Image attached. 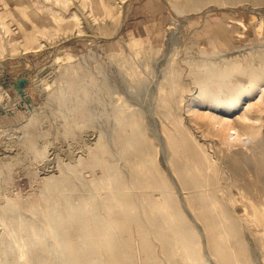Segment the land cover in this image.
<instances>
[{
    "label": "rangeland",
    "instance_id": "1",
    "mask_svg": "<svg viewBox=\"0 0 264 264\" xmlns=\"http://www.w3.org/2000/svg\"><path fill=\"white\" fill-rule=\"evenodd\" d=\"M18 1L25 3V6H17ZM113 1L115 2L113 7L115 15L112 16L106 13L99 15L97 8L93 7L91 9V6L83 4L82 0H0V44H4L3 47L0 46V90L2 88L5 89L9 93V97H11V103H16L8 109L0 103L5 109L4 113L0 112V254L6 252L3 255H7L5 257L1 254L0 264H4V262L6 264L7 262L9 264H35L34 255L37 261L39 258L43 260V264H58L60 263L58 261L59 256L57 257V253L53 251L59 246V248H64V251H68V253L65 252L66 257H76L78 260L76 261L79 264H83L88 259L92 261V264H99L97 259L101 257L110 258V264H137L138 257L141 259H139V264H164L165 261L163 260L165 259V264H212L213 262L225 264L211 249V245L210 247L206 246L208 243L207 239L204 241L206 232H204L205 222L202 216V203L196 200L197 197L195 196H197L196 192L208 194L207 192L210 190L215 196L220 194L221 201L226 202L224 196L226 192L222 189V183L223 180L224 183H229L231 180L217 175L216 177L219 181H216L212 173L208 172L206 168H202L195 170L196 172L198 171L197 176L201 174L198 177L203 182L201 187L184 188L181 190L182 194H178L179 192L175 189V183L173 184L172 175L167 170L170 164L166 163L170 162L168 158L172 153V149L167 144L164 136L167 135L165 130H169L168 132L171 134H179L178 126L181 127L186 124L184 127L189 130L188 132L192 133L189 134L191 136L194 134L192 137L197 138L204 146L203 150L209 154L214 153V150H220L216 137H219V140L222 139L220 142L224 140L222 143H224L225 147L233 146L232 148L239 151L244 157L250 156L252 148L257 144L256 140L263 139L260 145L264 146V92L261 98H257V93H259L260 89L259 85L262 84L264 86V78L261 80L257 78V73L262 74L264 72V12L243 8L242 6V8L236 10L229 8L232 5H241L243 2L264 5V0H239L241 2L232 3L229 7L220 4L217 9L208 10L203 14L202 11L213 3L205 2L200 7L201 9L198 8L199 14L189 16L190 11L198 9H191L185 6L184 9L180 8L181 11H179L170 0H126L122 13L121 1ZM49 5H53L52 7L55 9H60L62 15L65 16L61 17L62 21L68 24V28L57 29L52 20L55 17H42L47 19L46 25L48 27L47 32H43V34L40 30L42 29L40 24L35 22L33 17H27L25 7L30 6L31 9L40 8L41 11H47L46 6ZM119 14L122 16H120V20V17H117ZM182 17L188 18L183 20ZM40 39L45 41L43 46H39ZM12 42L17 44L19 42L23 44L30 42L33 45V49L23 54L20 50L10 54L9 45ZM39 56H42V61H35ZM58 56H60V60ZM192 56L195 57L194 62L191 59L193 58ZM47 58L56 60L55 67L48 73L38 74L34 68L41 65ZM120 58L121 60H119ZM204 60H208V62ZM214 66H217V68ZM241 66L244 69H240L242 68ZM193 67L194 70L192 69ZM200 67L204 68L201 69ZM108 69L110 72L107 74ZM143 69L146 72H143ZM175 69L178 72V78L176 71H174ZM248 69L250 70L249 72ZM23 73L29 78L24 86L25 96H21L15 86L16 79ZM253 73H256V77ZM102 76H106V78ZM124 79L127 80L124 81ZM104 80L106 81L104 82ZM3 81H8L9 84L4 86L2 85ZM220 84L221 86L226 85V88L224 89V86L222 89ZM178 86L179 88H177ZM175 88L179 89V91H175ZM179 92H183L184 99ZM191 92H194V95ZM170 96L172 100H170ZM177 96H179V99ZM195 96H200V98L197 97L198 99H196ZM250 100L252 102L250 111L254 118L250 120L247 118V122L244 121L251 125L253 132L251 140L244 137V139L239 137L228 138L220 134L217 136L214 131L215 135H213L210 130H213V128L207 123V118H200V116L188 109V106L192 104L195 108L200 107V110L209 111L210 109V111L213 110V112L218 114L222 113L221 115L224 116L230 114L228 117L232 118L234 122L241 120V117H239L241 111L238 110H242V106L244 107ZM93 104L96 105L94 106ZM171 104L174 106H171ZM182 104L183 108H181ZM180 108L183 112L176 110ZM129 109H132V111H129ZM8 111L12 113H8ZM129 112H133V114ZM142 114L145 116L143 117L144 119ZM200 119H202L201 121L204 125ZM180 120H183V123ZM150 121L154 123L152 127L157 128L158 131L148 125ZM113 122L115 124L114 127L112 126ZM166 123L168 124L166 125ZM101 124H103L106 131ZM205 124L208 129H205ZM135 125L138 127H135ZM191 125L194 128H191ZM140 126H143L144 134L139 133L138 129ZM106 128L109 129L107 130ZM124 129L126 130L125 133H128V137L123 132ZM110 131L113 133H110ZM100 136L105 137L102 139ZM204 138L207 140L205 139L204 141ZM26 140L28 142H25ZM230 141L232 143L234 141L239 142L235 143V145L234 143L230 144ZM131 142L133 143L131 144ZM245 144L247 146L251 145L247 147ZM261 146L258 148H261ZM104 150H109V152L105 153ZM177 154L181 159L182 157L184 159L188 153L185 147H179ZM139 155L140 159L138 160ZM49 158L51 161H49ZM142 164L149 165L148 167L158 177V180L166 178L165 180H168L166 181L168 182L166 187H168L167 189L171 187L170 190H167L165 186H156L158 183L154 184L156 189H154L153 184H148L145 180L147 176L140 171ZM132 167L135 168L132 169ZM138 167L139 171L137 170ZM127 172L129 173L127 174ZM113 175L117 178L114 179ZM85 176L87 179H85ZM252 176L254 175L252 174ZM81 178L85 183L81 181ZM140 179L142 180L140 181ZM237 180L242 182L244 178ZM210 181L214 182V184ZM140 182L144 184H140ZM133 184L135 187L132 188ZM216 184L217 186L220 185L217 187ZM101 186L104 187L101 188ZM254 187L257 188L259 186L256 184ZM104 188L106 189L103 190ZM261 192V197H264V190H260ZM167 195L170 196L172 206H174L169 210H164L162 214L165 216L162 217L154 202L164 201L163 198ZM181 196L183 199V202L181 201L182 205L180 203L181 199H179ZM113 199L115 200L113 201ZM67 200L69 201L67 202ZM117 200L122 201L124 204L121 202V206ZM174 202L179 204L175 205ZM184 202L188 204L189 209L194 211H192L194 217L187 214L186 211L188 209H185ZM145 207L147 210H145ZM71 208L74 210L72 211ZM125 209L128 212L130 209L133 212L129 213L134 215L139 214L142 216L144 213L143 217L145 218L147 215H150L148 218L157 216L160 221V227L162 226L163 228H161V231L165 240H161L162 238L159 235L156 237V233L152 232L146 224L144 225L145 227L143 225L139 227L136 223H130L129 225L119 223L121 216H125ZM93 212L97 216L96 218ZM181 212L186 216L183 215L184 218L182 220L183 213ZM189 216L193 217V219ZM195 217L196 219H194ZM57 219L58 221H56ZM53 222L57 223L54 225ZM101 224L106 226L107 231L105 232L108 235H105L99 229L98 225ZM252 224H250L251 229L249 230L254 229L250 232L252 240H245L243 236L241 243L249 246V253L250 255L253 254L252 260L255 264L256 257L254 255L257 252L255 243L261 242V239L256 224ZM135 226L139 228L137 230L141 234L138 233ZM115 227L117 230H115ZM170 227L171 229H169ZM56 229L58 234L54 233L57 232ZM65 229L66 232H64ZM238 229L241 234H245L241 226ZM59 230L61 232L60 235ZM168 231H172V237L170 236L171 234H167ZM137 233L140 234L141 238ZM200 233H203V236ZM58 235L60 238H58ZM133 235L134 237L137 235L135 239L139 242L132 239L134 237L131 238ZM42 236L43 238L47 236V238L42 239ZM253 237L255 238L253 239ZM36 239L40 240L37 241ZM82 240H85L84 243ZM156 240L158 247L160 245L159 248ZM39 241L41 246L38 244ZM132 242L138 247L136 248V245ZM107 243L111 246V251ZM203 243L206 247L203 246ZM249 243H252V245H249ZM47 244L51 247V251ZM66 244H68L70 250ZM165 244H167L166 248ZM239 244L236 239L231 240V246L236 248L237 251ZM2 245H4V248H2ZM135 252H140V256L137 253V257ZM170 253L175 260L170 257ZM196 255L199 256L197 257ZM2 257L9 261L6 262ZM191 257L193 258L189 259ZM238 257H241L242 259H240L243 262L244 254L240 253ZM230 263L237 264L235 260Z\"/></svg>",
    "mask_w": 264,
    "mask_h": 264
},
{
    "label": "bare ground",
    "instance_id": "2",
    "mask_svg": "<svg viewBox=\"0 0 264 264\" xmlns=\"http://www.w3.org/2000/svg\"><path fill=\"white\" fill-rule=\"evenodd\" d=\"M59 1V0H58ZM68 1H70V0H68ZM119 1H121V3H122V9H121V13L124 11V8H125V2H126V0H119ZM171 1V3H173V5H176V8H178V10L179 11H181L180 10V8H182V9H184V7L185 6H187V7H189V8H191V9H201L200 7L205 3V2H213L212 4H211V6L210 7H208V8H206V10H203L202 12H203V14L204 13H206L208 10H213V9H217L218 8V6H220V4H222V5H224V6H226V7H229L230 6V4H236V3H238V2H241V1H239V0H183V1H177V0H170ZM82 2H83V4H89L90 6H91V9H93V7L94 8H97L96 10L99 12V15H102V14H105L106 13V10H105V5H104V1H102V0H82ZM251 2V1H250ZM25 3H23L22 1L20 2V1H18L17 2V6H19V7H22V6H25L24 5ZM45 4V3H44ZM210 4V3H209ZM5 5V4H4ZM8 5V4H7ZM53 5H49V6H46L47 8V11H45V10H43V11H41L40 10V8H35V9H31L30 8V6L29 7H25V9L27 10V17H33V19H34V21L35 22H38V24H40V27L42 28V29H40L41 31H42V33L44 32V33H46L47 31V25H46V22H47V19H43L42 17H55L54 19H52L53 20V23L55 24V26H56V28L57 29H60V28H62V27H65V28H68V24H65L63 21H62V18L61 17H65V16H63L62 15V13H61V11H60V9H55L54 7H52ZM240 6V7H239ZM248 8V9H251V10H256V11H260V12H264V5H258V4H253V3H245V2H243V3H241V5H232V6H230L229 8H231L232 10H236V9H239V8ZM186 7V8H187ZM45 9V8H44ZM199 9L198 10H193V11H190V13L188 14V16L189 15H195V14H199ZM25 10V11H26ZM120 13V14H121ZM3 14V13H2ZM118 15L117 17H120L121 15ZM30 15V16H29ZM64 15H65V13H64ZM110 15H111V12H110ZM115 17V16H114ZM122 17V16H121ZM121 17L119 18V20L121 19ZM183 18V20H187V18L188 17H182ZM32 19V18H31ZM118 20V19H117ZM183 22H186V21H183ZM180 24V23H179ZM5 25V24H4ZM172 26V25H171ZM182 26V25H181ZM37 27V26H36ZM38 28V27H37ZM8 29V28H7ZM17 29V28H16ZM264 29V28H263ZM11 30V29H10ZM19 30V29H18ZM172 30V29H171ZM39 31V30H38ZM37 31V32H38ZM178 32V31H177ZM43 33V34H44ZM172 35V34H171ZM173 37V36H172ZM172 37H171V39H172ZM174 37H176V36H174ZM34 40V39H33ZM33 40H32V42H33ZM189 40V39H188ZM177 41H178V39H177ZM45 41H43V40H41L40 39V41H39V46H43L45 43H44ZM185 42V41H184ZM174 44V43H173ZM8 45V44H7ZM0 46H4V44L2 45V44H0ZM30 49H33V45L30 43V42H26V43H22V42H19L18 44L17 43H10V45H9V53L10 54H13V53H16V51H21V53L23 54L24 52H26V51H28V50H30ZM194 50V49H193ZM186 52V51H185ZM195 52V51H194ZM8 53V52H7ZM203 54V53H202ZM189 55V54H188ZM201 55V54H200ZM199 55V57H201ZM204 55V54H203ZM189 56H191V55H189ZM198 56V55H197ZM185 57H187V56H185ZM193 57V56H192ZM203 57V56H202ZM62 58V57H61ZM187 58H189V57H187ZM194 58L195 57H193V58H191V59H193V62H194ZM197 58V57H196ZM58 59L60 60V56H58ZM176 59H177V57H176ZM205 59V58H204ZM119 60H121V58L119 59ZM210 60V59H209ZM186 61V60H185ZM196 61V60H195ZM205 61V60H204ZM207 62H208V60H206ZM205 61V62H206ZM204 62V63H205ZM182 63H183V61H182ZM185 63V62H184ZM203 63V64H204ZM191 64V63H190ZM200 64V63H199ZM202 64V63H201ZM208 64H211V63H208ZM192 65V64H191ZM207 65V64H206ZM103 66V65H102ZM147 66V65H146ZM193 66H194V64H193ZM198 66V65H197ZM235 66H236V63H235ZM262 66V65H261ZM186 67V66H185ZM204 67H205V64H204ZM203 67V68H204ZM210 67V66H209ZM215 68H217V66H214ZM242 67V66H241ZM255 67V66H254ZM104 68V67H103ZM107 68V67H106ZM119 68V67H118ZM179 68V67H178ZM177 68V70L179 71V69ZM187 68V67H186ZM198 68V67H197ZM201 69H203L202 67H200ZM206 68V67H205ZM250 68H251V66H250ZM252 68H253V66H252ZM263 68V67H262ZM13 69H14V67H13ZM105 69V68H104ZM116 69V68H115ZM193 70H194V67L192 68ZM196 69V68H195ZM207 69V68H206ZM239 69V68H238ZM240 69H244L243 67L242 68H240ZM109 70V69H108ZM186 70V69H185ZM198 70V69H197ZM224 70V69H223ZM247 70V69H246ZM254 70H255V68H254ZM120 71V70H119ZM145 70L143 69V72H144ZM174 71H176V69L174 70ZM199 71V70H198ZM217 71V70H216ZM230 71V70H229ZM228 71V72H229ZM243 71V70H242ZM250 70L248 69V72H249ZM253 71V70H252ZM110 72V70L107 72V74ZM146 72V71H145ZM189 72H190V70H189ZM200 72V71H199ZM221 72H224V71H221ZM240 72H241V70H240ZM7 73V72H6ZM176 73H177V78H178V72L176 71ZM195 73V72H194ZM215 73V72H214ZM217 73V72H216ZM251 73V72H250ZM112 74V73H111ZM192 74V73H191ZM231 74V73H230ZM252 74V73H251ZM254 74V73H253ZM264 74V72H262V74H258L257 73V78L259 79V80H261L262 78H264L263 75ZM105 75V74H104ZM112 75H114V74H112ZM124 75V74H123ZM148 75V74H147ZM215 75V74H214ZM256 75V73L254 74V76ZM96 76V75H95ZM149 76V75H148ZM176 76V75H175ZM175 76H173V77H175ZM180 77H181V75H179ZM215 76H218V75H215ZM103 77V76H102ZM111 77V76H110ZM112 77H114V76H112ZM117 77V76H116ZM119 77V76H118ZM150 77V76H149ZM189 77V76H188ZM187 77V78H188ZM220 77V76H219ZM256 77V76H255ZM26 78H27V80L29 79L28 78V76H26ZM103 78H106V76L105 77H103ZM121 78V77H120ZM119 78V79H120ZM222 78V77H221ZM13 79V78H12ZM31 79V78H30ZM99 79V78H98ZM213 79V78H212ZM257 79V80H258ZM112 81H113V79H111ZM110 80V81H111ZM125 80H127V79H124V81ZM174 80V79H173ZM175 80L177 81V79L175 78ZM179 80H181V79H179ZM106 80H104V82H105ZM159 81V80H158ZM183 81H184V79H183ZM213 81V80H212ZM220 81V80H219ZM117 82V81H116ZM145 82V81H144ZM174 82V81H173ZM187 82V81H186ZM208 82V81H207ZM207 82H205L206 84H207ZM221 82V81H220ZM126 83V82H125ZM133 83V82H132ZM131 83V84H132ZM143 83V82H142ZM152 83H155V82H152ZM176 83V82H175ZM178 83H180V82H178ZM182 83V82H181ZM203 83V82H202ZM261 83V82H260ZM143 84H145V83H143ZM214 84V83H213ZM221 84H222V82H221ZM221 84H220V86H221ZM107 85V84H106ZM112 85V84H111ZM130 85V84H129ZM178 85V84H177ZM179 85H181V84H179ZM209 85V84H208ZM210 85H212V84H210ZM215 85V84H214ZM15 86H16V88L18 87V84L16 83L15 84ZM104 86V85H103ZM131 86V85H130ZM145 86V85H144ZM184 86V85H183ZM207 86V85H206ZM216 86V85H215ZM219 86V87H220ZM225 86V87H224ZM224 86H221V88L222 87H224V89L226 88V85H224ZM101 87V86H100ZM150 87V86H149ZM193 87H195V86H193ZM210 87H212V86H210ZM210 87H209V89H210ZM214 87V86H213ZM259 87H260V89H259V93H257L258 94V96H257V98L259 97V98H261L262 97V94H263V92H264V86H262V84H260L259 85ZM122 88V87H121ZM177 88H179V86L177 87ZM185 88V87H184ZM187 88H188V86H187ZM187 88H185V89H187ZM207 88H208V86H207ZM248 88V87H247ZM23 89H24V87H23ZM68 89V88H67ZM91 89V88H90ZM102 89V88H101ZM133 89V88H132ZM144 89V88H143ZM148 89H150V88H148ZM176 89V88H175ZM197 89V88H196ZM223 89V88H222ZM221 89V90H222ZM246 89V88H245ZM249 89V88H248ZM254 89V88H253ZM70 90V89H69ZM108 90V89H107ZM134 90V89H133ZM147 90V89H146ZM157 90V89H156ZM179 91V89H176L175 91ZM193 90V89H192ZM198 90V89H197ZM214 90V89H213ZM228 90V89H227ZM149 91V90H148ZM151 91V90H150ZM182 91V90H181ZM180 91V92H181ZM224 91V90H223ZM223 91H222V95L224 96V94H223ZM102 92V91H101ZM108 92H110V91H108ZM127 92V91H126ZM179 92V94H182V97L184 96V94H183V92L182 93H180ZM200 92V91H199ZM213 92V91H212ZM226 92V91H225ZM236 92H237V90H236ZM236 92H234L235 94H236ZM111 93V92H110ZM109 93V94H110ZM155 93V92H154ZM174 93V92H173ZM176 93V92H175ZM190 93V92H189ZM191 93H193V95H194V92H191ZM221 93V92H220ZM227 93V92H226ZM225 93V94H226ZM19 94H21L20 93V91H19ZM81 94V93H80ZM124 94H126V93H124ZM129 94V93H128ZM176 94H178V93H176ZM26 95V93H25V89H24V96ZM134 95V94H133ZM173 95V94H172ZM190 95V94H189ZM192 95V94H191ZM230 95H232V94H230ZM237 95V94H236ZM21 96H22V94H21ZM105 96H107V95H105ZM135 96V95H134ZM145 96H146V94H145ZM103 96H102V94H101V98H102ZM136 97V96H135ZM142 97V96H141ZM185 97V96H184ZM184 97H183V99H184ZM190 97V96H189ZM196 97V99H198L197 97H199L200 98V96H195ZM10 98L11 97H9V93L5 90V89H3L2 88V90H0V103L1 104H3L4 106H5V108L6 109H8V108H10V107H13L16 103L15 102H12L11 103V100H10ZM106 98V97H105ZM127 98H128V95H127ZM126 98V99H127ZM133 98V97H132ZM138 98V97H137ZM149 98V97H148ZM169 98V97H168ZM172 97L170 96V100H172L171 99ZM177 98L179 99V96H177ZM208 98V97H207ZM236 98H237V96H236ZM258 98V99H259ZM131 99V98H130ZM142 99V98H141ZM164 99V98H163ZM186 99H187V97H186ZM190 99V98H189ZM124 100V102H125V98L123 99ZM167 100V99H166ZM202 100V99H201ZM219 100V99H218ZM74 101V100H73ZM174 101H175V98H174ZM203 101V100H202ZM127 102H128V100H127ZM169 103H170V101H168ZM199 102H201L200 100H199ZM181 103H183V102H181ZM180 103V104H181ZM187 103H188V101H187ZM245 103H246V101H245ZM257 103V102H256ZM50 104V103H49ZM52 104V103H51ZM128 104V103H127ZM174 104H175V102H174ZM195 104V103H194ZM199 104V103H198ZM12 105V106H11ZM94 105V104H93ZM96 105V104H95ZM94 105V106H95ZM164 105V104H163ZM176 105V104H175ZM200 105H202L201 103H200ZM199 105V106H200ZM225 105V104H224ZM252 105V102H251V100H250V102H248L244 107L242 106V110L240 109V110H238V111H241V113H239V117H241V120L239 119L238 121H234L233 122V120H232V118H230V117H228V115H230V114H228L227 116L225 115H221L222 113H220V114H218V113H216V112H213V110L212 111H210V109H209V111H205V110H203L202 108V110H200L199 108H195L192 104H190L189 106H188V109H189V111H192V112H194L196 115H198V116H200V118L201 117H205V118H207V120H208V124H209V126H211L212 128H213V130L212 129H210L211 130V132L213 133V131H214V133L217 135V136H219V134L220 135H222V136H227L228 138H236V137H239V138H242V139H244V138H253L252 136V130H251V125H249V124H247L246 122V119L248 118L249 120L251 119V118H254V116L252 115V113H251V111H250V106ZM260 105V104H259ZM113 106V105H112ZM118 106V105H117ZM167 106V105H166ZM171 106H174V105H172L171 104ZM177 106V105H176ZM255 106V105H254ZM258 106V105H257ZM32 107V106H31ZM33 107H35V106H33ZM58 107V106H57ZM97 107H98V105H97ZM96 107V108H97ZM111 107V106H110ZM119 107H120V105H119ZM197 107V106H196ZM204 107V106H203ZM207 107H209V106H207ZM113 108H114V106H113ZM120 108H122V107H120ZM125 108V107H124ZM127 108V107H126ZM131 108V107H130ZM134 108H136V107H134ZM146 108V107H145ZM181 108H183V104H182V107ZM181 108L180 109H176V110H181ZM211 108V107H210ZM240 108V107H239ZM107 109V108H106ZM167 109H169L168 107H167ZM165 110V111H168V110ZM173 109H175L174 107H173ZM258 109L260 110V108L258 107ZM176 110H175V112H176ZM234 110V109H233ZM251 110H252V108H251ZM257 110V109H256ZM105 111V110H104ZM109 111V110H108ZM129 111H132V109L130 110L129 109ZM133 111H134V109H133ZM145 111H146V109H145ZM182 111V110H181ZM189 111H187V112H189ZM217 111V110H216ZM235 111V110H234ZM97 112H98V110H97ZM106 112V111H105ZM174 112V111H173ZM174 112V113H175ZM183 112V111H182ZM185 112V111H184ZM103 113V112H102ZM101 113V114H102ZM130 113V112H129ZM132 114H133V112H131ZM130 113V114H131ZM173 113V114H174ZM190 113V112H189ZM231 113H233L232 111H231ZM238 113V112H237ZM125 114H127V113H125ZM144 114V113H143ZM142 114V115H143ZM188 114V113H187ZM186 114V115H187ZM192 114V113H191ZM234 114H235V112H234ZM33 115V114H32ZM31 115V116H32ZM38 115V114H37ZM104 115V114H103ZM146 115V114H145ZM147 115H149V114H147ZM185 115V114H184ZM236 115V114H235ZM262 115V114H261ZM34 116H36V115H34ZM102 116V115H101ZM121 116V115H120ZM123 116V115H122ZM130 116V115H129ZM150 116V115H149ZM234 116V115H233ZM63 117V116H62ZM126 117H128V116H126ZM143 117H145L144 115L142 116V118ZM175 117V116H174ZM173 117V118H174ZM193 117V116H192ZM31 118V117H30ZM110 118H111V116H110ZM130 118V117H129ZM140 118V117H139ZM152 118V117H151ZM150 118V119H151ZM182 118V117H181ZM237 118H238V115H237ZM95 119V118H94ZM107 119V118H106ZM120 119V118H119ZM123 119V118H122ZM144 119V118H143ZM150 119H148V120H150ZM153 119V118H152ZM178 119V118H177ZM188 120H189V118H187ZM236 119V118H235ZM259 119V118H258ZM261 119V118H260ZM90 120V119H89ZM88 120V121H89ZM112 120V119H111ZM114 121H115V119H113ZM131 120V119H130ZM146 120V119H145ZM154 120V119H153ZM159 120V119H158ZM162 120V119H161ZM188 120H186V121H188ZM192 120V119H191ZM202 119H200V121H201ZM246 122H245V121ZM256 120V119H255ZM122 121V120H121ZM121 121H120V123H121ZM138 121H141V120H138ZM142 121H144V120H142ZM164 121V120H163ZM178 121V120H177ZM181 121V120H180ZM183 121V120H182ZM181 121V123H183ZM185 121V120H184ZM193 121V120H192ZM254 121V120H253ZM50 122H51V120H50ZM94 122V121H93ZM111 122V121H110ZM126 122H127V120H126ZM126 122H125V124H126ZM130 122V121H129ZM134 123H135V121H133ZM145 122V121H144ZM154 122V121H153ZM160 122V121H159ZM205 122V121H204ZM255 122V121H254ZM256 122H258V121H256ZM102 123V122H101ZM116 123V122H115ZM139 123V122H138ZM178 123V122H177ZM180 123V124H181ZM198 123V122H197ZM201 123H202V121H201ZM206 123V122H205ZM38 124V123H37ZM98 124V123H97ZM117 124V123H116ZM133 124V123H132ZM152 124H154V123H152V121H150V123H148V125H151V127H152ZM168 123H166V125H167ZM189 124V123H188ZM192 124V123H191ZM203 124V123H202ZM100 125V124H99ZM99 125H97V126H99ZM102 126H103V124H101ZM104 125H105V122H104ZM127 125V124H126ZM131 125V124H130ZM137 125V124H136ZM135 125V127H138L139 126V124H138V126H136ZM147 125V126H148ZM172 125V124H171ZM182 125V124H181ZM184 125V124H183ZM186 125V124H185ZM184 125V126H185ZM190 125V124H189ZM193 125V124H192ZM192 125H191V128H194V127H192ZM201 125V124H200ZM204 125V124H203ZM37 126V125H36ZM113 127L115 126V124H114V122H113V125H112ZM117 126V125H116ZM132 127H133V125H131ZM155 126V125H154ZM170 126V125H169ZM184 126H178L179 127V131H180V133L179 134H175V133H173V134H175V135H173V134H171V133H169L167 130H165L166 131V133H167V135L166 136H164L165 138H166V142H167V144H169V146L171 147V149H172V153L170 154V157L168 158V161H170L169 163H166V164H170V166H169V169H167L168 170V173H170V175H172V180L174 181L173 182V184L175 183V186H176V191H178L179 193L178 194H182L181 192V190L182 189H184V188H187V189H193V188H196V187H201V185H202V181H200L199 180V178L198 177H200V175L199 176H197V172L195 171V170H200V169H202V168H206L207 169V171L208 172H210V173H212V175H214L215 176V178H216V181L218 180L217 179V175H220L221 177H224L225 179H227V178H229L231 181L229 182V183H224V180L223 179H221V180H223V183H222V189H223V191H225L226 192V194H224V196H225V199H226V202L224 201H221V199H220V194H217L216 196L209 190V192H207L208 194H205V193H199V192H196L197 193V196H195V197H197V199L196 200H199V202H201L202 203V216H203V220H204V222H205V231L204 232H206V238L204 239V241H206V239H207V243L208 244H206L205 242V244H206V246L208 245L209 247H210V245H211V249L214 251V253L215 254H217L220 258H221V260L226 264H232V263H230L232 260H235L236 261V263L237 264H254V261L252 260V255H250V253H249V249H248V245L246 246L245 244H243V243H241L242 242V237L244 236V238H245V240L247 239L248 241L251 239V237H250V232H252V230H254V229H252L251 231H249L251 228H250V224H256V227H257V229H258V233H259V235H260V239H261V242H259V243H255V248H257V252H256V254L254 255L255 257H256V263L255 264H264V197H261V195H262V192L260 193V190L262 191V190H264V146H261L260 145V143H262V140L263 139H259V140H256V146H254L253 148H252V152H251V154H250V156H242L241 155V153L239 152V151H237V150H234L232 147H230V146H224V143H222V142H224V140L222 141V142H220V140H222V139H220L219 140V137H216V141H217V143L219 144V146H220V150H214V153H212V154H209V153H207L205 150H203V147L204 146H202V143L201 142H199L198 141V139L197 138H194V137H192L191 136V132H188L189 130L188 129H186ZM100 127V126H99ZM106 127V126H105ZM124 127V126H123ZM127 127V126H126ZM157 127V126H156ZM198 127V126H197ZM205 127H206V124H205ZM204 127V128H205ZM34 128V127H33ZM40 128V127H39ZM51 128V127H50ZM103 129H104V126L102 127ZM110 128V127H109ZM108 128V129H109ZM112 128V127H111ZM117 128H118V126H117ZM152 128H154V127H152ZM203 128V129H204ZM107 129V128H106ZM107 129V130H108ZM123 129V128H122ZM136 129H138V128H136ZM143 126H140L139 127V129H138V131H139V133L141 132V134L143 133V132H145V131H143ZM170 129V128H169ZM173 129V128H172ZM190 129V128H189ZM205 129H208V126L205 128ZM204 129V130H205ZM35 130L37 131V129L35 128ZM92 130V129H91ZM90 130V131H91ZM94 130V129H93ZM105 130V129H104ZM154 130L156 131H158V129L157 128H154ZM32 131H34V130H32ZM89 131V130H88ZM87 131V132H88ZM106 131V130H105ZM104 131V132H105ZM125 129H124V133H125ZM38 132H40V131H38ZM85 132H86V130H85ZM98 132V131H97ZM103 132V133H104ZM112 131H110V133H111ZM147 132V131H146ZM164 132V131H163ZM198 132V131H197ZM17 133V132H16ZM25 133V132H24ZM35 133V132H34ZM106 133V132H105ZM113 133V132H112ZM134 133V132H133ZM189 133H191V134H189ZM196 133V132H195ZM210 133V132H209ZM213 133V135H215ZM258 133H260V132H258ZM26 134V133H25ZM37 134V133H36ZM87 134V133H86ZM126 134V136H127V134L128 133H125ZM144 134V133H143ZM154 134H156V133H154ZM157 134H159V133H157ZM161 134H163L162 132H161ZM160 134V135H161ZM204 134L206 135V133L204 132ZM88 135V134H87ZM97 135V134H96ZM198 135V134H197ZM19 136H20V134H19ZM89 136V135H88ZM149 136H150V134H149ZM148 136V137H149ZM152 136V135H151ZM163 136V135H162ZM246 136V137H245ZM257 136V135H256ZM256 136H255V138H256ZM24 137V136H23ZM89 137H91V136H89ZM96 137V136H95ZM100 137H102V136H100ZM103 137H105V136H103ZM102 137V139H104ZM128 137V136H127ZM133 137H135V136H133ZM206 137V136H205ZM211 137V136H210ZM214 137V136H213ZM244 137V138H243ZM22 138V137H21ZM21 138H19V139H21ZM111 138V137H110ZM153 138V137H152ZM221 138V137H220ZM23 139V138H22ZM25 139H27V138H25ZM24 139V140H25ZM133 139V138H132ZM135 139V138H134ZM202 139V138H201ZM200 139V140H201ZM205 139L206 138H204V141H205ZM242 139H241V141H242ZM29 140V139H28ZM32 140H34V139H32ZM38 140V139H37ZM86 140H87V138H86ZM91 140V139H90ZM90 140H88V142H90ZM97 140H98V137H97ZM131 140V139H130ZM149 140V139H148ZM150 140H152L153 141V139H151L150 138ZM161 140V139H160ZM207 140V139H206ZM211 140V139H210ZM237 140V139H236ZM251 140V139H250ZM250 140H248V141H250ZM255 140V139H254ZM35 141V140H34ZM106 141V140H105ZM134 141V140H133ZM213 141V140H212ZM214 141H215V139H214ZM227 141V140H226ZM240 141V140H239ZM239 141H237V142H239ZM25 142H28L27 140L25 141ZM30 142H32V141H30ZM94 142H96V141H94ZM94 142H93V144H94ZM99 142V141H98ZM102 142H104V141H102ZM231 142V141H230ZM237 142H233L234 144L235 143H237ZM36 143V142H35ZM129 143V142H128ZM133 142H131V144H132ZM151 143V142H150ZM154 143V142H153ZM163 143H164V141H163ZM214 143V142H213ZM232 142L230 143V144H233ZM244 143V142H243ZM246 143V142H245ZM250 143V142H249ZM27 144V143H26ZM25 144V145H26ZM29 144V143H28ZM37 144V143H36ZM92 144V143H91ZM104 144V143H103ZM102 144V145H103ZM108 144V143H107ZM111 144V143H110ZM155 144H157V143H155ZM160 145H161V143H159ZM206 144H208L207 142H206ZM252 144V143H251ZM251 144H249V145H251ZM254 144V143H253ZM101 145V146H102ZM109 145V144H108ZM164 145V144H163ZM226 145H227V143H226ZM229 145V144H228ZM236 145V144H235ZM246 145V144H245ZM248 145V146H249ZM29 146V145H28ZM37 146V145H36ZM90 146V145H89ZM113 146V145H112ZM247 146V145H246ZM247 146V147H248ZM253 146V145H252ZM261 146V148H258V147H260ZM107 147V146H106ZM161 147V146H160ZM179 147H185V149H186V151H187V153L188 154H186V158H184L183 159V157H182V159L180 158V156L177 154V150H178V148ZM214 147H215V145H214ZM114 148V147H113ZM165 148V147H164ZM208 148H210V147H208ZM207 148V149H208ZM105 149V148H104ZM215 149V148H214ZM241 149H242V147H241ZM248 150H249V148H247ZM84 150H85V148H84ZM135 150V149H134ZM163 150V149H162ZM209 150V149H208ZM243 150V149H242ZM247 150V151H248ZM83 151V150H82ZM85 151H87V150H85ZM98 151V150H97ZM105 151V150H104ZM103 151V152H104ZM114 151V150H113ZM160 151V150H159ZM210 151H212V150H210ZM107 152H109V150H107V151H105V153H107ZM118 152V151H117ZM140 152V151H139ZM213 152V151H212ZM249 152V151H248ZM114 153V152H113ZM122 153V152H121ZM135 153H136V151H135ZM159 153V152H158ZM160 153H161V151H160ZM163 153H165L164 151H163ZM109 154V153H108ZM108 154H106V155H108ZM115 155H116V153H114ZM243 154H244V152H243ZM105 155V156H106ZM144 155V154H143ZM162 155V154H161ZM43 156V155H42ZM117 156V155H116ZM119 156V155H118ZM142 157V156H141ZM145 157V156H144ZM158 157V156H157ZM185 157V156H184ZM162 158V157H161ZM164 158V157H163ZM47 159V158H46ZM59 159H60V157H59ZM74 159V158H73ZM109 159V158H108ZM119 159H120V157H119ZM140 159V155H139V158H138V160ZM145 159V158H144ZM45 160V159H44ZM118 160V159H117ZM121 160V159H120ZM47 161V160H46ZM49 161H51L50 160V158H49ZM109 161V160H108ZM114 161V160H113ZM116 161V160H115ZM134 161H135V158H134ZM133 161V162H134ZM148 161H150V160H148ZM161 161V160H160ZM163 161H164V159H163ZM75 162H77V161H75ZM112 162V161H111ZM143 162H144V160H143ZM152 162V161H151ZM154 162V161H153ZM156 162V161H155ZM45 164H46V162H44ZM48 163V162H47ZM130 163V162H129ZM132 163V162H131ZM163 163V162H162ZM78 164V163H77ZM122 164V163H121ZM135 164H136V162H135ZM161 164V163H160ZM164 164V163H163ZM162 164V165H163ZM47 165V164H46ZM132 165V164H131ZM64 166V165H63ZM122 166V165H121ZM149 166V165H148ZM147 165H145V164H142L141 165V167H140V171L142 172V173H144L146 176H147V178L145 179L146 180V182L148 183V184H157L156 186H158V185H160L161 187L162 186H167V183L168 182H166V181H168V180H165L166 178H160L159 180H158V177L156 176V175H154V173H152V171H151V168H149ZM109 167V166H108ZM153 167V166H152ZM162 167V166H161ZM110 168H112L111 166H110ZM133 168H135V167H132V169ZM166 168V167H165ZM113 169V168H112ZM114 169H115V167H114ZM131 169V170H132ZM65 170H66V168H65ZM77 170V169H76ZM126 170V169H125ZM124 170V171H125ZM138 171H139V167H138V169H137ZM154 170V169H153ZM127 171V170H126ZM129 171V170H128ZM135 171V170H134ZM155 171V170H154ZM69 172V171H68ZM110 172V171H109ZM114 172V171H113ZM77 173H78V170H77ZM129 172H127V174H128ZM157 173H160V172H157ZM156 173V174H157ZM168 173H167V176H168ZM209 173V174H210ZM76 174V173H75ZM83 174H85V173H83ZM82 174V175H83ZM126 174V175H127ZM252 174L254 175V176H252ZM86 175V174H85ZM92 175V174H91ZM140 175V174H139ZM109 176V175H108ZM107 176V177H108ZM114 176V175H113ZM128 176V175H127ZM141 176V175H140ZM144 176V175H143ZM82 178H83V176H81ZM107 177H106V179H107ZM209 177H210V175H209ZM220 177V178H221ZM81 178V179H82ZM117 177H115L114 176V179H116ZM219 178V179H220ZM239 178H244V181H242V182H238V180L237 179H239ZM85 179H87L86 178V176H85ZM108 179H109V177H108ZM107 179V180H108ZM162 179V180H161ZM89 180V179H88ZM113 180V179H112ZM142 179H140V181H141ZM205 180V179H204ZM69 181V180H68ZM81 181H83V179L81 180ZM86 181V180H85ZM101 181V180H100ZM110 181V180H109ZM219 181V180H218ZM84 182V181H83ZM103 182V181H102ZM111 182V181H110ZM119 182V181H118ZM145 182V181H144ZM172 182V181H171ZM211 182V181H210ZM85 183V182H84ZM84 183H83V185H84ZM104 183V182H103ZM130 183V182H129ZM135 183H136V180H135ZM144 184L143 182H140V184ZM208 183H209V181H208ZM211 183H213L214 184V182H211ZM216 183V182H215ZM218 183V182H217ZM221 183V182H220ZM259 183V184H258ZM111 184V183H110ZM148 184H147V186H148ZM258 185L259 187H257V188H255L254 187V185ZM107 185V184H106ZM105 185V186H106ZM119 185V184H118ZM122 185V184H121ZM220 185V184H219ZM218 185V186H219ZM82 186V185H81ZM86 186H87V184H86ZM146 186V187H147ZM159 186V187H160ZM169 186V185H168ZM174 186V187H175ZM216 186H217V184H216ZM217 186V187H218ZM102 187H104V186H101V188ZM107 187V186H106ZM133 187H135L134 186V184L132 185V188ZM152 187V186H151ZM83 188V187H82ZM101 188H100V190H101ZM140 188V187H139ZM153 188V187H152ZM168 187H166V189H167ZM171 188V187H170ZM170 188L169 189H167V190H170ZM221 188V187H220ZM92 189V188H91ZM106 188H104L103 190H105ZM109 189V188H108ZM121 189V188H120ZM151 189V188H150ZM154 189H156L155 188V185H154ZM160 189V188H159ZM174 189V190H175ZM186 189V190H187ZM112 190V189H111ZM133 190V189H132ZM153 190V189H152ZM151 190V191H152ZM216 190H218V189H216ZM221 190V189H220ZM109 191H110V189H109ZM109 191H107V192H109ZM114 191V190H113ZM128 191V190H127ZM150 191V190H149ZM188 191V190H187ZM190 191V190H189ZM228 191H229V193H230V195H229V193H228ZM84 192H85V190H84ZM107 192H104V193H107ZM153 192H154V190H153ZM159 192V191H158ZM166 192H168V191H166ZM192 192V191H191ZM193 192H195V191H193ZM217 192H219V191H217ZM221 192H222V190H221ZM220 192V193H221ZM160 193H162V192H160ZM165 193V192H164ZM195 193V194H196ZM89 194V193H88ZM96 195H98V194H96ZM191 195H193L192 193H191ZM210 195V196H209ZM101 196V195H100ZM178 196V195H177ZM176 196V197H177ZM186 197H187V195H185ZM84 197H87V196H84ZM97 197V196H96ZM175 197V198H176ZM193 197H194V195H193ZM261 197V198H260ZM98 198V197H97ZM100 198V197H99ZM101 198H102V196H101ZM120 198V197H119ZM143 199V198H142ZM164 201H161V202H158L157 200V203H155L154 202V204L156 205V207L158 208V210H159V212L162 214V212L164 211V210H169V209H171L173 206H172V203H171V198H170V196L169 195H167V196H165L164 198ZM179 199H181L180 200V203H181V201L183 202V199H182V196L181 197H179ZM104 200V199H103ZM110 200V199H109ZM115 199H113V201H114ZM69 200H67V202H68ZM111 201H112V198H111ZM118 201V200H117ZM174 201H175V199H174ZM121 202L122 201H118V203H120L121 204ZM139 202V201H138ZM60 203H61V201H60ZM110 203H113V202H110ZM118 203H116V204H118ZM131 203V202H130ZM201 203H199V204H201ZM70 204H71V201H70ZM88 204V203H87ZM115 204V203H114ZM113 204V205H114ZM122 204H124L123 202H122ZM122 204H121V206H122ZM132 204V203H131ZM131 204H130V206H131ZM153 204V205H154ZM174 204H175V202H174ZM177 204V203H176ZM175 204V205H176ZM179 204V203H178ZM177 204V205H178ZM90 205V204H89ZM133 205V204H132ZM141 205V204H140ZM181 205H182V203H181ZM184 207H185V209L187 210L186 212H187V214H190V216H193V210H191V209H189L190 207H188V204H185V202H184ZM60 206V205H59ZM72 206H73V204H72ZM72 206H70V207H72ZM105 206V205H104ZM124 206V205H123ZM130 206H129V208H130ZM148 206V205H147ZM154 207V206H153ZM183 207V208H184ZM92 208V207H91ZM117 208V207H116ZM132 208H133V206H132ZM134 208H136V207H134ZM156 208V209H157ZM72 209V211L74 210L73 208H71ZM88 209V208H87ZM108 209H110V208H108ZM138 209H139V207H138ZM155 209V208H154ZM181 209V208H180ZM180 209H179V211H180ZM92 210V209H91ZM95 210V209H94ZM126 210V209H125ZM145 210H147L146 209V207H145ZM148 210H149V207H148ZM109 211V210H108ZM135 211V210H134ZM141 211H142V208H141ZM150 211V210H149ZM193 211V212H192ZM129 212H133V211H130V209H129ZM128 212V210H126L125 211V213H124V215L125 216H121L122 218L120 219V222L119 223H126L127 225H129L130 223L132 224V223H136V224H138L139 225V227H141L140 225H145L146 224V226L150 229V230H152V232L154 231L155 233H156V237L159 235V237L160 238H162L161 240H165L164 239V236L162 235V231H161V228H162V226L160 227V221H159V219H158V217L157 216H152V217H150V218H148V216H150V215H147L146 216V218L145 217H143V214H142V216L141 215H139V214H136V215H134V214H131V213H129ZM136 212H138V211H136ZM145 212V211H144ZM156 212V211H155ZM169 213V212H168ZM181 213H183V212H181ZM93 214H94V216H95V218L97 217L96 215H95V213L93 212ZM149 214V213H148ZM152 214V213H151ZM156 214V213H155ZM184 213L182 214V217H181V220L184 218ZM107 216V215H106ZM163 216H165V215H163L162 214V217ZM189 216V217H190ZM58 217V216H57ZM170 217V216H169ZM186 217V216H185ZM194 217V216H193ZM193 217H190V218H192L193 219ZM54 218V217H53ZM107 218V217H106ZM160 218V217H159ZM165 218H168V217H165ZM164 218V219H165ZM161 219H163V218H161ZM172 220H173V218H171ZM194 219H196V217L194 218ZM167 220V219H166ZM56 221H58V219L56 220ZM109 222H110V219H109ZM164 222V221H163ZM194 222H195V220H194ZM54 223V222H53ZM55 223H57V222H55ZM55 223H54V225H55ZM112 223V222H111ZM164 223H166V222H164ZM163 223V225H165ZM168 224H169V222H168ZM202 224V223H201ZM240 224V225H239ZM252 224V225H253ZM112 225H114V224H112ZM194 225V224H193ZM200 225V224H199ZM137 226V225H136ZM135 226V227H136ZM195 226V225H194ZM239 226H241V228H242V231H244L245 232V234L243 235V234H241V232L239 231V229H238V227ZM98 227H99V229L106 235L107 233L105 232V231H107V229H106V226H103L102 224L101 225H98ZM138 227V226H137ZM136 227V230L137 229H139V228H137ZM145 227V226H144ZM254 227V226H253ZM133 228V227H132ZM168 228V227H167ZM183 228V227H182ZM196 228V227H195ZM200 228H201V226H200ZM163 229V228H162ZM169 229H171V227L169 228ZM256 229V228H255ZM57 230V229H56ZM115 230H117L116 229V227H115ZM147 230V229H146ZM168 230V229H167ZM187 230V229H186ZM198 230V229H197ZM119 231V230H118ZM138 231V233H140V231L139 230H137ZM148 231V230H147ZM53 232H54V230H53ZM59 232H60V230H59ZM64 232H66V229H65V231ZM117 232V231H116ZM150 232V231H149ZM164 232H166V231H164ZM172 232V231H171ZM171 232H167V234L169 233V234H171ZM199 232H201V231H199ZM203 232V233H204ZM54 233H57L58 234V230H57V232H54ZM137 233V234H138ZM203 233H200L201 235L203 234ZM61 234V232L59 233V235ZM66 234V233H65ZM64 234V235H65ZM141 234V233H140ZM140 234H138L139 235V237L141 238V236H140ZM175 234V233H174ZM173 234V235H174ZM253 234H254V232H253ZM252 234V235H253ZM43 235V234H42ZM46 235H48L47 233H46ZM58 235V236H59ZM108 235V234H107ZM135 235V234H134ZM134 235L133 236H131V238L132 237H134ZM150 235V234H149ZM39 236V235H38ZM38 236H37V238H38ZM57 236V237H58ZM63 236V235H62ZM97 236V235H96ZM152 236V235H151ZM154 236V237H155ZM166 236V235H165ZM171 237H172V234L170 235ZM175 236V235H174ZM177 236V235H176ZM203 236V235H202ZM254 236V235H253ZM46 238H47V236H45ZM44 237V238H45ZM57 237H56V239H57ZM80 237V236H79ZM98 237V236H97ZM118 237V236H117ZM130 237V236H129ZM135 237H137V235L135 236ZM135 237L134 238H132V239H135ZM146 237H147V235H146ZM145 237V238H146ZM153 237V238H154ZM168 237V236H167ZM205 237V236H204ZM43 238V236H42V239H44ZM58 238H60V236L58 237ZM62 238V237H61ZM104 238H106V237H104ZM142 238H144V237H142ZM166 238V237H165ZM176 238H178V237H176ZM201 238V237H200ZM203 238V237H202ZM255 237H253V239H254ZM5 239V238H4ZM81 239V238H80ZM84 239V238H83ZM139 239V238H138ZM147 239V238H146ZM154 239H156V238H154ZM153 239V240H154ZM232 239H236L237 240V242H239L240 244H239V247H238V251L236 250V248H234V247H232L231 246V240ZM37 241L38 240H40V239H36ZM45 240H47V239H45ZM107 240V239H106ZM121 240V239H120ZM136 240V239H135ZM134 240V241H135ZM141 240H143V239H141ZM202 240V239H201ZM252 240V239H251ZM256 240V239H255ZM4 241V240H3ZM60 241V240H59ZM85 241V240H84ZM84 241L82 240V242L84 243ZM109 241V240H108ZM136 241H138V240H136ZM173 241V240H172ZM178 241V240H177ZM61 242V241H60ZM130 242H131V240H130ZM139 242V241H138ZM137 242V243H138ZM163 242V241H162ZM161 242V243H162ZM165 242V241H164ZM202 242H203V240H202ZM253 242V241H252ZM257 242V241H256ZM47 243H49V242H47ZM133 243V242H132ZM145 243V242H144ZM143 243V244H144ZM204 243H203V246H204ZM246 243V242H245ZM2 244V243H1ZM37 244V243H36ZM40 246H41V244H40V241H39V243H38ZM53 244H55V243H53ZM108 244V246L110 247V251H111V246L109 245V243H107ZM134 245H136L135 243H133ZM138 244H140V243H138ZM151 244V243H150ZM156 244H157V240H156ZM247 244V243H246ZM9 245V244H8ZM59 245H60V243H59ZM64 245V244H63ZM67 245V247H68V244H66ZM132 245V244H131ZM146 245V244H145ZM162 245H164V244H162ZM249 245H252V243H249ZM253 245H254V243H253ZM3 247L2 248H4V245H2ZM47 246H49V244H47ZM85 246H86V244H85ZM130 246V245H129ZM166 246H167V244H165V248H166ZM202 246V247H203ZM206 246H204V247H206ZM12 247V246H11ZM53 247H54V245H53ZM60 247V246H59ZM55 248V251H53L54 253H57L56 255H57V257L59 256V258H58V261H60V263H58V262H55V263H58V264H62V262H63V264H79L77 261V259H76V257H66V255H65V252H67L68 253V251H64V248ZM138 246L136 245V248H137ZM157 247H158V244H157ZM159 247H160V245H159ZM158 247V248H159ZM203 247V248H204ZM251 247V246H250ZM10 248V247H9ZM8 248V249H9ZM49 249H50V251H51V247L49 246L48 247ZM48 248H46V249H48ZM135 248V249H136ZM162 248H163V246H162ZM161 248V249H162ZM252 248H253V246H252ZM1 249V248H0ZM68 249H69V247H68ZM134 249V250H135ZM3 250H5V249H3ZM70 250V249H69ZM102 250V249H101ZM137 250V249H136ZM157 250V249H156ZM159 250V249H158ZM169 250V249H168ZM208 250V249H207ZM252 250V249H251ZM44 251V250H43ZM49 251V250H48ZM49 251V252H50ZM83 251V250H82ZM171 251V250H170ZM253 251H256V250H253ZM0 252H1V250H0ZM13 252V251H12ZM39 252H40V250H39ZM47 252V251H46ZM53 252H51V253H53ZM72 252V251H71ZM180 252V251H179ZM4 253H6V252H4ZM3 253V254H4ZM136 253V256H137V253H138V255L140 256V252H135ZM160 253V252H159ZM202 253H203V251H202ZM240 253H242V254H244V259H243V262H242V258L241 257H238V255L240 254ZM253 253V252H252ZM2 254V253H1ZM1 254H0V257H1ZM2 254V255H3ZM104 254V253H103ZM155 254V253H154ZM156 254H157V252H156ZM205 254V253H204ZM204 254H202V255H204ZM207 254V253H206ZM6 255V254H5ZM5 255H3V256H5ZM55 255V254H54ZM153 255V254H152ZM160 255H161V253H160ZM170 255H171V253H170ZM207 255H209V254H207ZM7 256V255H6ZM5 256V257H6ZM16 256V255H15ZM51 256H52V254H51ZM51 256H50V258H51ZM104 256H105V254H104ZM136 256H135V259H136ZM163 256V255H162ZM177 256V255H176ZM197 256V255H196ZM195 256V257H196ZM199 256V255H198ZM197 256V257H198ZM13 257V256H12ZM36 256L34 255V257H33V259H35L36 261L34 262L35 264H36V262H37V264H43V260H40V258L38 259V261H37V259L35 258ZM56 257V258H57ZM138 257V256H137ZM170 257H174V256H170ZM210 257V256H209ZM255 257H254V259H255ZM25 258H26V256H25ZM55 258V257H54ZM139 259H140V257H138ZM157 258H158V256H157ZM171 258V259H172ZM177 258V257H176ZM193 257H191V258H189V259H192ZM201 258V257H200ZM203 258H205V257H203ZM212 258V257H211ZM241 258V259H240ZM2 259L3 260H5L6 261V259H4V257H2ZM16 259V258H15ZM14 259V260H15ZM42 259V258H41ZM139 259H138V263L137 264H139ZM165 259V258H164ZM174 259V258H173ZM13 260V261H14ZM32 260V259H31ZM45 260V259H44ZM77 260V261H76ZM96 260V259H95ZM141 260V259H140ZM175 260V259H174ZM197 260V259H196ZM195 260V261H196ZM213 260V259H212ZM7 261H9V260H7ZM6 261V262H7ZM57 261V260H56ZM163 261H165V263H166V259L165 260H163ZM194 261V262H195ZM216 261V260H215ZM32 262H33V260H32ZM52 262H54V261H52ZM97 262L99 263V264H110V258L108 259V258H106V257H101V258H98L97 259ZM160 262V261H159ZM175 262V261H174ZM193 262V263H194ZM210 262H211V259H210ZM213 262V261H212ZM217 262V261H216ZM10 263H11V261H10ZM12 263H14V262H12ZM22 263V262H21ZM164 263V264H165ZM172 263V262H171ZM213 263H215V262H213ZM212 263V264H213ZM220 262H218V264H219ZM4 264H6L5 262H4ZM7 264H9L8 262H7ZM15 264V263H14ZM83 264H92V261L90 260V259H88V261H84V263ZM112 264V263H111ZM115 264V263H114ZM147 264V263H146ZM162 264V263H161ZM177 264V263H176ZM191 264V263H190ZM194 264H196V263H194ZM201 264V263H200ZM216 264V263H215Z\"/></svg>",
    "mask_w": 264,
    "mask_h": 264
},
{
    "label": "water",
    "instance_id": "3",
    "mask_svg": "<svg viewBox=\"0 0 264 264\" xmlns=\"http://www.w3.org/2000/svg\"><path fill=\"white\" fill-rule=\"evenodd\" d=\"M42 56H39L36 58L35 61H42ZM34 63V62H33ZM56 65V60L54 58H47L46 61H43L41 63V65L35 67V71L38 74H45L48 73L51 69H53ZM28 82L26 75L23 73L21 75H19V77L16 79V83L18 84L17 89L20 91V93L22 94V96H24V89L23 87L25 86V84ZM9 84L8 81H3L2 85L7 86ZM25 100L27 101V99L25 98ZM0 112L4 113L5 109L2 105H0ZM8 113H12L11 111H8Z\"/></svg>",
    "mask_w": 264,
    "mask_h": 264
},
{
    "label": "crops",
    "instance_id": "4",
    "mask_svg": "<svg viewBox=\"0 0 264 264\" xmlns=\"http://www.w3.org/2000/svg\"><path fill=\"white\" fill-rule=\"evenodd\" d=\"M102 1H104L106 14L110 15V12H111L112 16L115 15L114 11H113V7H114L115 2L113 0H102Z\"/></svg>",
    "mask_w": 264,
    "mask_h": 264
}]
</instances>
